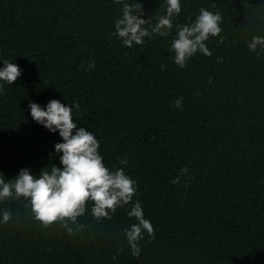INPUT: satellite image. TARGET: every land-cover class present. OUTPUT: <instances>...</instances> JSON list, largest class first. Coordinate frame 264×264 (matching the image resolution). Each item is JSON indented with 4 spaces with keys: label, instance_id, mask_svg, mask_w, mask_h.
Here are the masks:
<instances>
[{
    "label": "trees",
    "instance_id": "1",
    "mask_svg": "<svg viewBox=\"0 0 264 264\" xmlns=\"http://www.w3.org/2000/svg\"><path fill=\"white\" fill-rule=\"evenodd\" d=\"M124 2L145 27L166 9L165 0H0V66L22 69L0 93V178L61 166L58 131L28 109L55 98L79 104L74 122L102 139L105 165L136 181L133 200L109 217H94L89 201L72 233L36 220L22 196L0 201L12 212L0 224V264H264V49L247 46L264 35V0H181L168 35L132 47L114 35ZM201 7L220 13L221 32L205 41L210 55L197 51L181 68L169 51L175 26ZM136 200L154 229L138 256L122 232L137 222L127 215Z\"/></svg>",
    "mask_w": 264,
    "mask_h": 264
},
{
    "label": "clouds",
    "instance_id": "2",
    "mask_svg": "<svg viewBox=\"0 0 264 264\" xmlns=\"http://www.w3.org/2000/svg\"><path fill=\"white\" fill-rule=\"evenodd\" d=\"M165 4V13L157 18L154 25L145 27L148 19H144L141 12L137 14L134 11L137 5L124 2L122 15L114 22V35L127 47L143 43L144 38H151L153 33L168 35L173 27V17L181 12V0H165ZM220 21L219 12L213 13L201 7L194 21L177 24L169 48L174 53V63L183 68L197 51L210 55L205 41L209 36H216L221 32ZM247 46L249 51H255L258 46L264 49V35H253ZM94 65L95 62L90 60L88 69H92ZM21 72L19 65L12 60L3 59L0 66V93L4 90L3 82H15ZM182 101L183 97L177 98L174 107L180 108ZM74 107L79 109V104L75 101L66 105L55 98L43 106L31 101L28 109L32 119L53 133L58 131L62 138L54 144L55 153L60 154L61 166L54 163L50 171H42V168L39 175L35 176L30 168H22L7 181L0 178V201L22 196L36 220L45 226L59 221L68 233L73 232L70 225H75L77 230L85 227L77 217L85 213L89 201L93 202L91 214L94 217H109L110 212H114L117 207L129 204L136 192V181L126 174L124 168L109 169L105 165L99 151L102 139L94 132L78 127L73 119ZM127 162V157L119 161L121 165H126ZM180 173H188L187 166H183ZM179 178L178 175L172 182H178ZM127 215L135 217L137 222L122 229V232L132 254L138 256L141 249L137 242L145 231L150 236L154 234L153 225L145 217L139 200L131 204ZM11 216L10 210L0 211V224L8 222Z\"/></svg>",
    "mask_w": 264,
    "mask_h": 264
}]
</instances>
